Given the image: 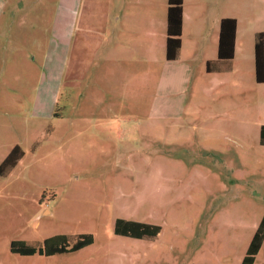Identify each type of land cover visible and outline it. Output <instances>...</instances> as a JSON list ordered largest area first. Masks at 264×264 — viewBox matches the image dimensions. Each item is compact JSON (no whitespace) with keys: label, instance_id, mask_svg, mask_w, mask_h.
<instances>
[{"label":"rangeland","instance_id":"obj_1","mask_svg":"<svg viewBox=\"0 0 264 264\" xmlns=\"http://www.w3.org/2000/svg\"><path fill=\"white\" fill-rule=\"evenodd\" d=\"M129 2L0 0V163L15 144L24 149L0 173V264H240L264 212V81L255 78L252 50L257 32L264 40V0H198L199 52L209 51L211 14L236 19L235 52L217 88L196 67L199 56L182 94L179 80H158L167 25L157 26L164 43L150 64L154 79L169 88L161 97L185 101L183 109L162 101L158 119H148V97L113 103L115 85L134 90L133 29L117 20ZM115 115L136 116L124 124L131 130L83 120ZM118 217L162 228L155 237L122 235ZM86 232L94 242L75 251L10 249L13 239ZM253 264H264V239Z\"/></svg>","mask_w":264,"mask_h":264},{"label":"crops","instance_id":"obj_2","mask_svg":"<svg viewBox=\"0 0 264 264\" xmlns=\"http://www.w3.org/2000/svg\"><path fill=\"white\" fill-rule=\"evenodd\" d=\"M130 5H128L121 14L117 16V20L120 21L121 19H124L126 21V25L133 29V32H130V36L132 39H134V43L130 46H128V50L133 51L135 53H138V59L136 61H133L131 63V69H130V77L132 78L131 81H129V84L131 83L133 85L134 90H132L131 96L127 94L126 87L122 86L119 87L115 85L114 87H117L115 89L116 91H112V93H115L117 101L113 102L114 107H119V95H121V100L125 99L127 97H131L130 105L136 106L135 104L139 101L140 97H148L149 99V105H148V112L151 113V115L148 116V119H158L161 108H162V101H168L169 103L165 104L166 108H173V107H185V101L183 98L180 97H172V98H164L161 97L163 95L160 94L161 91L165 92L169 88H160L161 86L158 85V80H166V81H172L175 82L179 80L178 84L181 85L179 93L182 94L183 88L186 87L189 79L193 75V68L195 66V61L193 60L195 56L197 57L196 67L203 68L205 66V61L208 59H215L217 57V45H218V33H219V21L221 16L216 12L215 14H211L209 17V24L212 25L213 30L207 35L206 38H208L209 42V51L207 53L199 52L196 47H193L194 42L198 41L199 38H197L198 27L200 25L201 20L198 19V13L200 11H203V6H199L198 0H183V26H182V46L180 50V54L178 58L176 59H167L166 58V40H165V50L163 45L160 46V51L162 50L163 53L165 51V58L161 60V74L159 79L156 81L154 79V67L153 64L150 66L151 63L155 62V55L157 53V41H160L161 43H164L163 36H158V25L163 27V25L166 23L167 25V6H168V0H130ZM110 8L111 5H104L101 6V14H100V20L98 23H100V26L103 28L107 27L108 25V19L110 16ZM66 21V20H64ZM68 25L63 26L64 31L66 32L67 37L69 38L68 46L70 44L71 46V40L74 38L73 28H75L76 25L72 26L74 23V19H69ZM57 23V22H56ZM78 23V21L76 22ZM215 28V31H214ZM97 31H101L99 29V25L97 26ZM236 34H237V26L235 31V40H236ZM106 35V31H103L102 38ZM129 35V33H128ZM67 46V47H68ZM69 46L68 53L70 55L71 47ZM253 50V47H252ZM234 52H235V46H234ZM197 53H200L197 55ZM56 57L58 56V51L55 53ZM60 56V55H59ZM61 58V57H60ZM254 58V56H253ZM140 61V62H139ZM138 62V63H137ZM143 66V67H139ZM144 69L146 72H141V70ZM107 72V71H106ZM117 74V71L112 72ZM208 80L211 82L210 88L214 86V88H217L218 81L221 78V73L227 74L226 72H220V71H207ZM125 77V74L122 75ZM142 78H144L145 84H147V88H141V83H144L142 81ZM144 84V85H145ZM126 86V85H125ZM159 88L161 90H159ZM108 91L109 88L106 87ZM125 92V96H124ZM144 92V94L142 93ZM167 92H173V91H167ZM148 95V96H147ZM175 98L180 99L179 101L174 100ZM182 101V102H180ZM184 101V102H183ZM132 109V108H129ZM128 111V110H126ZM131 112V111H130ZM136 116L130 115L123 117V115H115V116H107V117H98L96 119L94 118H85L84 123H86V120H89V124H117V130L121 129L122 131L125 130H131L130 127H127L124 125L132 124L135 122ZM82 120V119H81ZM94 120V121H93ZM73 123H76L73 121ZM108 128V129H107ZM104 128V130H111V128L107 127Z\"/></svg>","mask_w":264,"mask_h":264},{"label":"trees","instance_id":"obj_3","mask_svg":"<svg viewBox=\"0 0 264 264\" xmlns=\"http://www.w3.org/2000/svg\"><path fill=\"white\" fill-rule=\"evenodd\" d=\"M183 26V0H168L167 6V36H166V58H178L182 46ZM236 19L224 16L219 21L217 57L205 61L206 71H224L231 66V59L235 46ZM254 73L257 81H264V40L262 32H257L253 45ZM259 136L264 143V123L260 125ZM24 149L20 144H15L0 163V173L7 174L23 156ZM161 225L118 217L115 221V232L133 237H155L161 231ZM264 239V212L253 231L246 251L241 258L240 264H253L255 255ZM94 242V235L90 232L71 236L66 233H57L43 240L13 239L10 249L20 254H46L51 255L58 252L75 251ZM194 264V263H193Z\"/></svg>","mask_w":264,"mask_h":264}]
</instances>
